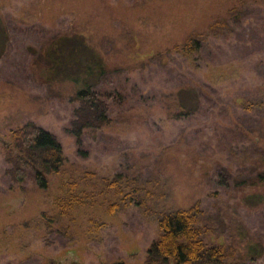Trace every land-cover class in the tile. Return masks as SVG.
Instances as JSON below:
<instances>
[{
    "label": "rangeland",
    "instance_id": "1",
    "mask_svg": "<svg viewBox=\"0 0 264 264\" xmlns=\"http://www.w3.org/2000/svg\"><path fill=\"white\" fill-rule=\"evenodd\" d=\"M242 1L0 0V14L84 34L107 62L89 81L121 93L110 123L84 131L83 155L65 130L75 83L55 73L67 63H0V136L33 120L66 155L40 188L9 179L0 147V264H142L160 216L196 200L204 241L230 246L225 264H264V0ZM234 5L227 33L197 59L180 52ZM185 83L202 106L174 118ZM248 97L262 105L247 110Z\"/></svg>",
    "mask_w": 264,
    "mask_h": 264
},
{
    "label": "trees",
    "instance_id": "2",
    "mask_svg": "<svg viewBox=\"0 0 264 264\" xmlns=\"http://www.w3.org/2000/svg\"><path fill=\"white\" fill-rule=\"evenodd\" d=\"M247 2L243 0L241 4ZM241 6L234 5L222 16L215 18L203 35L188 36L180 52L192 55L193 58L199 56L210 34L219 37L229 31V23L242 13ZM32 22L0 14V63H67L56 72L51 67L49 73L55 72L57 76L64 74L75 83L69 97L75 107L65 130L74 136L79 145L78 151L86 155L82 146L84 131L99 129L110 123V108L118 101L117 97H121V93L115 96L114 88L95 86L98 79L94 83L89 81L94 73L108 76L107 62L84 34L71 30L51 34L45 26ZM68 63L84 65L75 75ZM200 89L196 84L185 83L180 86L179 93L184 98H180L179 107L172 110L174 118L194 114L199 110L204 97ZM238 100L247 110L262 105L261 101L252 97ZM8 141V144L0 147L6 163L5 173L14 183L21 184L30 175L38 187L45 188L48 186L47 176L60 172L66 162L58 135L33 120L13 128ZM257 175L264 180V170ZM200 212V200H196L190 208L163 213L158 221L161 233L149 245L142 264H225L230 246L204 241V228L198 223ZM43 264H55V261L50 259ZM233 264L250 263L238 260Z\"/></svg>",
    "mask_w": 264,
    "mask_h": 264
},
{
    "label": "water",
    "instance_id": "3",
    "mask_svg": "<svg viewBox=\"0 0 264 264\" xmlns=\"http://www.w3.org/2000/svg\"><path fill=\"white\" fill-rule=\"evenodd\" d=\"M0 141L3 143V144H8L9 141H6L3 139V137L0 136ZM118 264H126L124 261H119Z\"/></svg>",
    "mask_w": 264,
    "mask_h": 264
}]
</instances>
